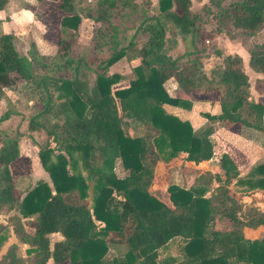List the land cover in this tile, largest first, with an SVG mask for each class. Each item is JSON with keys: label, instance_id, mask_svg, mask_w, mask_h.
<instances>
[{"label": "trees", "instance_id": "trees-1", "mask_svg": "<svg viewBox=\"0 0 264 264\" xmlns=\"http://www.w3.org/2000/svg\"><path fill=\"white\" fill-rule=\"evenodd\" d=\"M41 3L44 0H36ZM56 2L59 35L55 55H39L29 44L28 57L20 56L10 35H0V100L4 89L23 80L31 99L42 106L27 116V133L43 132L37 157L49 181L38 180L20 197L16 194L11 165L20 158L17 126L14 135L0 131V215L16 214L0 222V264H154L157 251L169 241L181 240L182 256L167 264H264V208H243L231 193L264 191V161L241 176L225 153L221 172H205L189 188L168 184L163 200L157 188L165 181V168L178 155L194 164L213 157L210 136L216 127L234 125L263 130L264 106L251 98L242 58L216 50V62L206 74L201 16L191 10L192 0H158V13L149 15L151 0H48ZM8 0H0V11ZM220 18L244 34L264 29V0H209ZM211 11L208 8L207 12ZM135 28L127 44L111 39V52L92 66L71 56L83 18L105 23L115 13ZM177 32L184 51L166 52L165 33ZM143 31L140 48L133 37ZM248 66L264 76V42L247 49ZM126 59L135 78L127 88L112 90L120 76L108 69ZM71 71L70 76L60 72ZM94 74L89 83L88 73ZM173 78L184 92L217 94L218 115L205 114L208 124L193 131L188 121L167 113L163 105L190 109L191 103L170 97L163 84ZM264 84V80L256 81ZM10 104V103H9ZM19 113L10 105L0 124ZM129 121L139 122L144 133L131 137ZM30 138V134H27ZM117 163L121 174H116ZM218 185L212 189L213 182ZM207 193H209L207 195ZM225 216L228 228L218 230ZM22 219L31 221L33 232ZM262 229L247 238L244 229ZM59 239L51 241L52 235ZM18 244L26 245L19 254ZM123 245L122 257L111 255L109 245Z\"/></svg>", "mask_w": 264, "mask_h": 264}, {"label": "crops", "instance_id": "crops-1", "mask_svg": "<svg viewBox=\"0 0 264 264\" xmlns=\"http://www.w3.org/2000/svg\"><path fill=\"white\" fill-rule=\"evenodd\" d=\"M56 5V2L48 0H44L41 3L37 2L36 0H8L5 8L0 11V35L6 34L12 37V42L17 53L21 50V52H23V54L25 55V52L29 51V44L33 42L39 55L46 57L55 55L57 51V42L59 35V22L55 29V32L58 33L56 41H54V36L52 34L53 27L50 26L49 29H47L46 25H49L48 22L50 20V17H54L53 13L54 9H56ZM61 16V13H55V17L60 18ZM18 46L20 49H18ZM218 49H220L223 54L236 53L242 58L243 68L245 73L247 74L249 81L251 98L254 101L261 102L264 106V93L262 89L260 90L256 87V81L264 80V76L259 73L253 72L249 68L248 53L246 52L245 54H241L239 53V51H230L229 47H227L224 42L218 46ZM26 56L28 57L27 53ZM124 61L127 60H121L119 61V64H123ZM112 71V67H110L107 73L109 75L113 74L114 72ZM204 72L206 74H209V71L207 70H204ZM116 74L119 75V73ZM121 77L122 76L120 75L119 82L112 86V90L127 88L129 86V82L134 79L132 78L125 82V80H123V77ZM163 87L170 97H178L191 103L190 109H183L167 104L163 105V109L167 113L178 117L182 121H188L191 125V128L195 132L200 131L208 124V120L205 118V114L218 115L221 112L219 100L216 93L191 91L186 94L178 87L176 81L173 78L167 80L163 84ZM4 93L5 98L0 100V110L4 107V105L7 104L9 105V107L10 105H12L19 113V115L13 116L5 122L8 123L16 117L22 119L21 115L23 112H21L19 108L21 100L19 99V92L17 91V89H14V87L13 89H4ZM26 105L30 109L29 114L31 113L33 108L37 110L42 109V106L33 99L26 100ZM29 114L26 115V118L22 122V124H26V129L27 116ZM5 122H2L1 124ZM20 131L24 133V131ZM127 132L131 137H140L143 135L144 129L139 122L129 121ZM25 133L32 136L36 132L27 133L26 131ZM23 137H21L19 140L20 156L22 153L21 139ZM210 139L214 147L213 157L208 162L199 164L187 162L185 160L186 154H181L173 159L168 165L159 164V168H165L166 173L165 181L161 182L157 188L158 194L163 200L166 198V189L168 184H175L183 188H189L193 184V181L196 177L201 176L205 172L215 173V171L208 165V163L210 161L219 162L220 155L222 153L227 154L234 161V163L238 166L241 176L245 175L255 164L264 161V112L262 131H255L253 129L242 127L240 125H234L228 130L216 127L214 132L210 136ZM117 165L118 168H120L118 163ZM39 167L41 168L40 164ZM216 170L218 172V169ZM217 185L218 183L214 181L212 189ZM230 190L235 199L239 201L243 208L251 205L260 209L261 211L263 210L264 191H256L241 195L236 192V186L234 185V182L230 186ZM208 194L209 193H207V195ZM220 221L221 220L218 219L216 220L215 227L218 230H224L219 225ZM244 233L247 238L254 239L261 235L262 229L257 228L255 230H251L246 228L244 229ZM59 238L60 236L58 235L55 239ZM174 240H178L179 245L181 244V240L178 238H175L168 243ZM13 242L16 243V240H12L11 243ZM19 245L23 244L17 243V246ZM47 264H51V261L47 262Z\"/></svg>", "mask_w": 264, "mask_h": 264}, {"label": "rangeland", "instance_id": "rangeland-1", "mask_svg": "<svg viewBox=\"0 0 264 264\" xmlns=\"http://www.w3.org/2000/svg\"><path fill=\"white\" fill-rule=\"evenodd\" d=\"M86 1L88 0H83V2ZM208 8H210L211 11L207 12ZM191 10L194 13L199 14L203 20L200 30V47L203 50L200 55V61L203 70L209 71V69L213 67V64L217 60L215 57V54H217L216 50L223 42L227 45V47H229L230 51H239L241 54H245L247 49L253 44L264 42V29L258 31L253 36L244 34L242 31L234 28L227 19L220 18V16L217 15L216 8L210 4L209 0H192ZM55 13H57L56 9H54V17H50L48 22L49 25H46L47 29H49L50 26L53 27L52 34L54 36V41H56L58 34L55 32V29L60 20V18L55 17ZM148 13L149 15H156L158 13V0H151ZM123 18L124 17L117 12L113 15L110 21L105 23H94L89 19L83 18L78 28V36L74 41L71 56L74 59L85 58L88 63H91L92 66L95 67L100 58L111 52V39H115L119 46L127 44L132 38L135 28L132 27L131 22L125 21ZM165 36V47L167 53L172 56H177L184 51V44L180 39L181 36L177 32L168 29ZM146 40L147 34L143 31L136 33L133 37V41L135 42L137 48L142 47ZM18 49H20L19 46ZM26 53L28 55L29 51H26L25 55L21 52V50L18 51L20 56L27 57ZM116 64L117 65L114 64L111 66L113 70L112 72L119 73V76L121 75L125 82L135 78L132 64L130 62L124 61L123 64H119V62ZM60 74L70 76L71 71H63L60 72ZM94 77V74L90 72L88 73V80L90 84L93 83ZM15 83L14 89H17L19 92L18 96L21 100L19 108L20 111L23 112L21 115L22 119L16 117L8 123L5 122L0 124V131H6L10 135H14V131L17 126L19 127V130L24 131V133L26 132V124H22V122L26 118V115L30 112L29 107L26 105V100L31 99V96L28 94L27 90L24 89V81L19 79ZM258 88L260 90L262 89L264 93V84L259 83ZM6 108L9 109V105H4V107L0 110V115ZM44 139L45 135L41 131L34 133L30 138L27 137V134L25 133V136L21 139V156L11 165L15 191L20 197L24 196L27 191L33 188L38 180L42 179L49 181L47 174L39 167L37 161L38 145L43 143ZM116 166V174H121L120 168H118V165ZM216 169L217 168H214L213 170L217 172ZM14 214H16V212L11 211L0 215V222L5 223L7 219ZM218 220H221L219 225L222 229L228 228L229 222L225 216L219 217ZM22 221L25 224L27 232L32 233L33 229L31 221L28 219H22ZM57 236L58 235H52L51 241H53ZM12 240H15V238L11 234L8 241L1 249L0 255L4 253L6 247L12 242ZM170 243L166 244L160 249V251H157L156 257L154 258V264H167L181 258L182 253L179 241L174 240ZM25 248L26 245H19V254L23 255ZM109 251L111 255L115 254L118 257H122L126 252V248L123 245L112 244L109 245Z\"/></svg>", "mask_w": 264, "mask_h": 264}, {"label": "water", "instance_id": "water-1", "mask_svg": "<svg viewBox=\"0 0 264 264\" xmlns=\"http://www.w3.org/2000/svg\"><path fill=\"white\" fill-rule=\"evenodd\" d=\"M208 165H209L212 169L217 168L220 172L222 171V170H221V165H220L218 162L210 161V162L208 163Z\"/></svg>", "mask_w": 264, "mask_h": 264}]
</instances>
